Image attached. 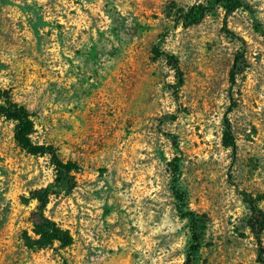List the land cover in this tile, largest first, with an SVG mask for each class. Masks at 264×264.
<instances>
[{
	"label": "rangeland",
	"instance_id": "obj_1",
	"mask_svg": "<svg viewBox=\"0 0 264 264\" xmlns=\"http://www.w3.org/2000/svg\"><path fill=\"white\" fill-rule=\"evenodd\" d=\"M243 1L264 34V0ZM196 4L207 9L186 24ZM224 28L244 42L233 82L239 45ZM7 102L25 108L30 144L50 145L61 167L22 147L0 114V264H183L173 157L187 208L205 217L198 264H264V35L248 12L208 0H0ZM46 222L69 243L49 242Z\"/></svg>",
	"mask_w": 264,
	"mask_h": 264
},
{
	"label": "trees",
	"instance_id": "obj_2",
	"mask_svg": "<svg viewBox=\"0 0 264 264\" xmlns=\"http://www.w3.org/2000/svg\"><path fill=\"white\" fill-rule=\"evenodd\" d=\"M210 7H214L218 5L224 10V14H229L236 9H242L252 17L254 21V28L262 35L263 31L258 23H256V18L253 16V11L250 6L247 5L243 0H208ZM207 7L203 4H196L189 8L185 17L186 24L195 22L198 19V16L206 10ZM184 17V18H185ZM226 35H230V37L236 39L238 41L239 50L233 56L232 63L229 69V81L233 82L235 69L239 65V62L243 59V51H244V42L243 40L235 36L232 32H230L227 28H224ZM162 52H158L156 50L155 55L160 56ZM167 62L172 63L173 56L165 55ZM230 107L226 108V111H229ZM0 114L4 117L10 119L14 123V138L15 140L22 146L27 148L30 153L37 154H49L52 159V163L54 167H61V163L56 159L55 153L53 152L50 145H32L28 140V136L32 131V123L29 118L28 112L22 105H18L16 103L7 102L6 105H0ZM221 143L226 148H229L232 152L234 150V142L232 133L230 130V126L228 120L224 117L222 120V135H221ZM168 175H169V191L173 199V209L178 217L185 219L186 228H187V240H186V250L184 256L183 264H198V253L201 248V243L204 235L205 228V217L193 210H190L186 206V197L185 192L181 188L180 183L178 181L179 178V164L176 157H173L168 162ZM36 199L38 201L43 202L45 200L44 194H35ZM250 212H256V208L254 204L249 203ZM49 231V242L53 240L61 241L63 244H68L70 241V237L66 231L60 230L51 224L46 222V226ZM264 263V261H263ZM65 264V263H64Z\"/></svg>",
	"mask_w": 264,
	"mask_h": 264
}]
</instances>
